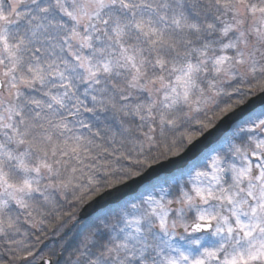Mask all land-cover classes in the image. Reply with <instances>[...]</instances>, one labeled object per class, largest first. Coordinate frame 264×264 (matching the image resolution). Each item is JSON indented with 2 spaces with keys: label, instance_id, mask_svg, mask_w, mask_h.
I'll list each match as a JSON object with an SVG mask.
<instances>
[{
  "label": "snow or ice",
  "instance_id": "snow-or-ice-1",
  "mask_svg": "<svg viewBox=\"0 0 264 264\" xmlns=\"http://www.w3.org/2000/svg\"><path fill=\"white\" fill-rule=\"evenodd\" d=\"M0 264H264V0H0Z\"/></svg>",
  "mask_w": 264,
  "mask_h": 264
}]
</instances>
